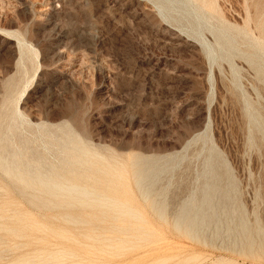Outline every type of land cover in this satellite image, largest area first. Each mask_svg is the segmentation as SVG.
<instances>
[{"label":"rangeland","instance_id":"rangeland-1","mask_svg":"<svg viewBox=\"0 0 264 264\" xmlns=\"http://www.w3.org/2000/svg\"><path fill=\"white\" fill-rule=\"evenodd\" d=\"M263 21L0 0V264H264Z\"/></svg>","mask_w":264,"mask_h":264},{"label":"bare ground","instance_id":"bare-ground-1","mask_svg":"<svg viewBox=\"0 0 264 264\" xmlns=\"http://www.w3.org/2000/svg\"><path fill=\"white\" fill-rule=\"evenodd\" d=\"M207 3H210L209 1H207L205 4H207ZM211 7H209V9H210ZM215 8V7H214ZM262 14V13H261ZM263 15V14H262ZM253 21V20H252ZM262 21V20H261ZM264 22V21H263ZM260 23V22H259ZM257 25V24H256ZM264 26V25H263ZM261 32V31H260ZM261 34V33H260ZM264 36V35H263ZM5 164V163H4ZM6 166V165H5ZM7 167V166H6ZM17 172H19V171H17ZM18 175H20V174H18ZM29 178V177H28ZM27 180V179H26ZM52 182V181H51ZM49 185V184H48ZM53 185V184H52ZM45 186V185H44ZM56 186H58V185H56ZM48 187V186H47ZM50 189L51 188H49V191H50ZM53 190V189H52ZM48 191V190H47ZM71 200H72V198H71ZM37 201H39V200H37ZM71 204V203H70Z\"/></svg>","mask_w":264,"mask_h":264}]
</instances>
